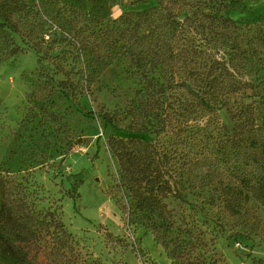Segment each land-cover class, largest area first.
<instances>
[{
  "label": "trees",
  "instance_id": "trees-1",
  "mask_svg": "<svg viewBox=\"0 0 264 264\" xmlns=\"http://www.w3.org/2000/svg\"><path fill=\"white\" fill-rule=\"evenodd\" d=\"M236 6V0H154L110 21L81 4L60 10L53 0H0V64L24 52L15 36L39 54L45 36L66 43L51 66L39 60L24 75L31 88L24 121L36 123L34 129L67 134L68 125L53 111L55 99L78 109L99 71L120 58L131 65L141 88L125 127L115 113L78 112L134 135L107 138L118 176L111 198L128 224L151 233L169 264L227 263L197 224L175 219L167 200L187 203L186 191L209 190L226 220L242 223L247 233L255 227L249 213L264 209V17L238 23L221 15ZM253 73L256 80L249 78ZM221 110L230 129L217 126ZM202 116L214 125L202 124ZM168 134L174 140L159 139ZM68 195L74 199L76 188ZM105 240L125 245L109 233ZM0 264L103 263L81 255L60 207L45 206L27 176L1 163Z\"/></svg>",
  "mask_w": 264,
  "mask_h": 264
},
{
  "label": "rangeland",
  "instance_id": "rangeland-1",
  "mask_svg": "<svg viewBox=\"0 0 264 264\" xmlns=\"http://www.w3.org/2000/svg\"><path fill=\"white\" fill-rule=\"evenodd\" d=\"M24 1L31 4L33 0ZM236 1L233 10L221 15L238 23L264 17V0ZM53 2L60 10L81 4L89 12L96 7L107 14L110 21L125 11L142 10L154 4V0H141L136 5L128 0ZM47 35L55 38L53 33ZM14 38L24 52L0 64V164L27 176L44 196L45 206L61 208L62 221L77 241L83 257L99 259L103 264H169L151 233L128 224L111 198L110 192L118 176L117 163L106 146L107 138L111 135L127 139L134 135L106 127L100 119H86L78 112L115 113L121 120V127H125L130 121L126 111L134 102L135 92L141 88L129 62L120 58L99 71L96 79L90 82L89 93L79 99L78 109L67 99L56 98L53 111L60 115L69 131L65 135H54L51 130L34 129L36 123L24 121L30 108L27 95L31 92L24 75L37 69L39 60L42 65L51 66V57L64 51L66 43H50L44 38L39 54L21 38ZM249 78L256 80L257 75L253 73ZM218 115L217 126L230 129L232 122L225 110ZM200 120L202 124L215 123L209 116H202ZM159 139L162 142L174 140L170 134ZM75 188L77 196L73 199L68 191ZM185 194L187 203L172 198L166 201L178 222L186 220L197 224L208 238L215 240V252L227 264L264 262V209L255 211L254 216L249 213L247 221H253L255 227L247 233L241 228L242 223L226 220V211L209 190L197 189ZM228 220L231 223H227ZM107 233L122 239L125 245L107 243Z\"/></svg>",
  "mask_w": 264,
  "mask_h": 264
},
{
  "label": "built area",
  "instance_id": "built-area-1",
  "mask_svg": "<svg viewBox=\"0 0 264 264\" xmlns=\"http://www.w3.org/2000/svg\"><path fill=\"white\" fill-rule=\"evenodd\" d=\"M45 39H48V37H47V36H45Z\"/></svg>",
  "mask_w": 264,
  "mask_h": 264
}]
</instances>
